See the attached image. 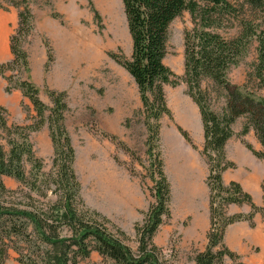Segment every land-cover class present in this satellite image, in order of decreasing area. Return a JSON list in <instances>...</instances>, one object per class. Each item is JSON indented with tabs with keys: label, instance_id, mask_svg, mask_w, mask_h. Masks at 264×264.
<instances>
[{
	"label": "trees",
	"instance_id": "16d2710c",
	"mask_svg": "<svg viewBox=\"0 0 264 264\" xmlns=\"http://www.w3.org/2000/svg\"><path fill=\"white\" fill-rule=\"evenodd\" d=\"M32 0H0V9L18 10L19 24L11 37V60L0 62V75L5 78V91L19 89L36 112L30 124L7 123L0 114V129L9 136L8 150L0 143V264H5L10 250L18 254L22 264H80L97 252L113 264H173L176 253L167 257L153 238L160 226L171 217L170 180L164 170L160 149L161 118L170 114L164 87L184 81L188 93L197 104L204 132L202 153L206 158L209 187L210 228L208 245L204 251L195 252L192 264H222L225 256L233 264H246L240 256L224 244V232L231 223L248 220L254 225V215L264 217V204L255 205L252 196L238 182L225 185L222 173L235 164L227 160L225 146L234 135L233 124L245 119L240 135L252 127L264 148V27L240 17L242 9L229 0H122L132 41L130 57L113 54L134 79L142 102V113L147 130V153L151 158L150 178L154 181L155 201L147 208L141 222L134 225L138 247L136 251L126 243L127 234L111 223L98 210L88 207L81 197V183L74 164L76 151L65 118L69 110L66 91L48 90L52 106L48 107L39 96V89L26 75L30 68L29 55L23 43L33 27ZM252 10L264 12V0H246ZM188 11L194 27L184 34V74L182 77L165 64L168 29L172 21ZM98 15V14H97ZM226 19L238 20L241 32L227 39L214 31L222 28ZM230 25H233L231 23ZM258 41L257 58L248 73L249 81L235 84L228 77L230 68L239 62L252 39ZM48 50V63L52 61ZM212 87L203 89L205 80ZM223 97L225 106L221 113L211 106L214 96ZM3 111L6 108L1 107ZM49 110V115L46 112ZM45 123L53 144L52 165L55 172L49 178L38 175L28 177L24 157L42 172L43 163L34 154L30 133L41 129ZM185 139L188 133L179 127ZM253 154L264 159V150L257 151L246 143ZM20 182L19 189H9L4 178ZM49 189L55 199L49 198ZM264 191V181L262 183ZM27 190L28 192H25ZM36 193L46 200L40 201ZM20 194H24L21 195ZM249 204L248 214L230 215L228 205Z\"/></svg>",
	"mask_w": 264,
	"mask_h": 264
},
{
	"label": "rangeland",
	"instance_id": "374dc122",
	"mask_svg": "<svg viewBox=\"0 0 264 264\" xmlns=\"http://www.w3.org/2000/svg\"><path fill=\"white\" fill-rule=\"evenodd\" d=\"M229 1L242 9L239 18L250 19L254 25L264 27L263 11L252 10L246 0ZM30 9L33 27L23 46L29 55V62L32 58V65L30 63L26 75L39 89L40 99L48 107L52 106L48 90L66 91L69 110L65 123L76 151L74 168L81 183V197L88 207L98 210L111 223L121 227L127 234L126 243L136 251L138 242L134 225L143 220L147 208L155 201L152 191L155 183L148 171L151 164L146 144L148 134L137 85L127 70L112 57L113 54L130 57L132 52L123 1L32 0ZM3 19L12 28L11 40L19 24L18 10L0 9V33L4 29ZM223 24L222 28L213 29L227 39L238 36L242 30L238 20L226 19ZM193 27L191 14L184 11L168 29L164 62L180 77L184 74V34ZM257 41L252 39L239 57L238 64L230 68L228 77L231 82L244 84L249 81L248 73L257 58ZM49 49L53 59L47 67ZM5 86L6 80L0 75V106L7 109H0V114L4 115L7 123L35 122L36 112L31 101L19 89L7 93ZM211 87L212 81L205 80L203 89ZM164 92L170 114L161 118L160 149L171 185L170 210L179 215L183 201L188 198L192 200L188 205L205 210V214L206 209L201 206L209 193L205 173L209 165L202 153L204 132L199 108L182 80L175 86L166 85ZM256 93L260 96L264 91L257 90ZM8 99L12 100L11 103ZM211 100L212 109L221 113L225 106L223 97L215 95ZM182 108L193 116L192 125H185L182 120ZM48 115L49 110L46 112ZM179 127L188 133L190 141L185 139ZM8 138L6 132L0 129V143L5 145L6 150L9 148L6 145ZM30 140L34 154L42 161L43 167L42 172H38L25 156V172L29 178L34 175L41 179L49 178L55 169L48 124L32 131ZM4 181L9 189L21 187L14 178L5 177ZM37 194L34 196L40 201L46 200ZM45 194L55 199L49 189L45 190ZM133 195L139 197L146 210L140 211V220L126 226L122 215H127L126 202ZM189 220L191 217L185 219V225ZM180 238L175 234L171 237L166 253L170 260L169 255L174 249V261H177L176 245ZM93 252L80 264H113ZM5 264L22 263L18 254L10 250Z\"/></svg>",
	"mask_w": 264,
	"mask_h": 264
},
{
	"label": "crops",
	"instance_id": "0c3cea01",
	"mask_svg": "<svg viewBox=\"0 0 264 264\" xmlns=\"http://www.w3.org/2000/svg\"><path fill=\"white\" fill-rule=\"evenodd\" d=\"M1 23L4 24V29L0 33V62L3 63L13 57L9 38L12 28L7 25L6 19H3ZM30 63L32 65V58ZM11 101V99H8V102L11 103ZM244 121L245 119L240 117L232 126L234 135L227 141L224 151L226 152L227 160L233 162L235 167L227 168L223 171L222 181L225 185L232 181L238 182L243 190L252 196L253 203L260 206L264 204V191L262 189L264 159L255 156L247 148L246 143L257 151H263L264 148L252 127L245 135H240ZM205 173L207 175L208 168H206ZM191 203L192 200L190 201L186 198L183 201L182 212L179 215H174L171 209L172 213L169 222L163 227L161 226L153 238L154 243L167 253L173 234L181 236L176 245L177 261H174L173 264H192L189 256H193L195 252L204 251L208 245L207 234L210 228L209 193L205 199V204L203 202L201 206L206 209L205 214L203 213L205 210L188 205ZM126 205L128 209L127 215H122V217L125 218L126 226H128V223L131 224L142 218L140 211L146 210V207L139 197L135 195L128 199ZM250 210V205L246 203H232L227 208V212L230 215L238 213L248 214ZM187 217H191V220L185 225L184 221ZM253 221L254 225H251L248 220L229 224L224 232V244L231 251L238 254L244 263L264 264V217L260 213H256ZM126 226L125 228H127ZM222 264H233V261L228 256H225Z\"/></svg>",
	"mask_w": 264,
	"mask_h": 264
},
{
	"label": "bare ground",
	"instance_id": "6f19581e",
	"mask_svg": "<svg viewBox=\"0 0 264 264\" xmlns=\"http://www.w3.org/2000/svg\"><path fill=\"white\" fill-rule=\"evenodd\" d=\"M70 47V46H69ZM69 49V48H68ZM182 120H184L185 125H192L194 123L193 121V116L191 115V113L185 109L182 108Z\"/></svg>",
	"mask_w": 264,
	"mask_h": 264
}]
</instances>
